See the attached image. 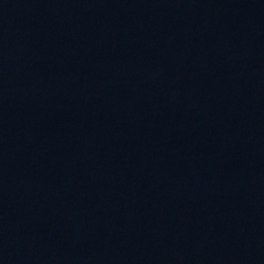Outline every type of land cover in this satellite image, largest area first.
I'll return each mask as SVG.
<instances>
[{
    "label": "water",
    "instance_id": "95a60500",
    "mask_svg": "<svg viewBox=\"0 0 264 264\" xmlns=\"http://www.w3.org/2000/svg\"><path fill=\"white\" fill-rule=\"evenodd\" d=\"M0 264H264V0H0Z\"/></svg>",
    "mask_w": 264,
    "mask_h": 264
}]
</instances>
